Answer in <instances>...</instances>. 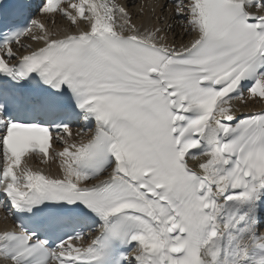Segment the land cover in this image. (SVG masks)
<instances>
[{
	"label": "snow or ice",
	"instance_id": "snow-or-ice-1",
	"mask_svg": "<svg viewBox=\"0 0 264 264\" xmlns=\"http://www.w3.org/2000/svg\"><path fill=\"white\" fill-rule=\"evenodd\" d=\"M136 3L0 0L3 264H264V0Z\"/></svg>",
	"mask_w": 264,
	"mask_h": 264
},
{
	"label": "bare ground",
	"instance_id": "bare-ground-1",
	"mask_svg": "<svg viewBox=\"0 0 264 264\" xmlns=\"http://www.w3.org/2000/svg\"><path fill=\"white\" fill-rule=\"evenodd\" d=\"M155 2V0H137V3L133 9L134 12L137 13L136 15V21L139 23L141 21H148L150 19H152V13L150 10V6ZM143 7L144 8V12H140V8ZM155 22V21H153ZM177 31H180L179 29H177ZM168 38H169V42H171L173 33H168ZM187 39H190V37L185 38L184 42H187ZM264 109V103H249L248 105H246V107L244 108L245 111H256V110H261ZM82 135H84V138L87 139L89 134L88 133H82ZM57 148L60 147V145L57 144L56 146ZM201 159H204L203 157ZM35 161L40 164L43 165L44 168L43 170L48 173V174H58L59 172V168H58V164L57 163H52L50 162L49 164H42L39 162V160L35 159ZM33 161H31L32 164ZM0 224L3 225V223H9V220L4 221L3 220V214H0Z\"/></svg>",
	"mask_w": 264,
	"mask_h": 264
}]
</instances>
